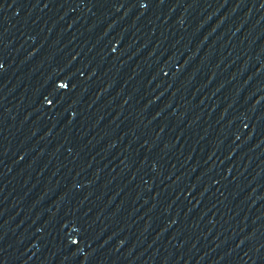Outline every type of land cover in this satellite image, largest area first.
Here are the masks:
<instances>
[{"label":"water","instance_id":"95a60500","mask_svg":"<svg viewBox=\"0 0 264 264\" xmlns=\"http://www.w3.org/2000/svg\"><path fill=\"white\" fill-rule=\"evenodd\" d=\"M0 264H264V0H0Z\"/></svg>","mask_w":264,"mask_h":264}]
</instances>
